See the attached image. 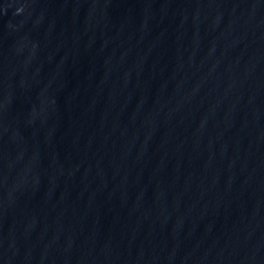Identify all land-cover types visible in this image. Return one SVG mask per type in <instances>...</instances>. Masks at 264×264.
I'll list each match as a JSON object with an SVG mask.
<instances>
[{"label":"water","instance_id":"water-1","mask_svg":"<svg viewBox=\"0 0 264 264\" xmlns=\"http://www.w3.org/2000/svg\"><path fill=\"white\" fill-rule=\"evenodd\" d=\"M0 264H264V0H0Z\"/></svg>","mask_w":264,"mask_h":264}]
</instances>
